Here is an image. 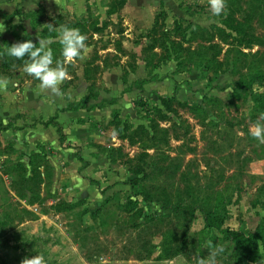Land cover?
<instances>
[{"label":"rangeland","instance_id":"obj_1","mask_svg":"<svg viewBox=\"0 0 264 264\" xmlns=\"http://www.w3.org/2000/svg\"><path fill=\"white\" fill-rule=\"evenodd\" d=\"M226 3L216 17L208 0H0V264H196L214 248L217 264H264V144L249 132L264 113V47L236 34L264 37V0ZM158 15L171 40L149 60ZM57 19L91 47L60 95L3 46L58 43L40 28ZM198 28L216 44V29L232 36L217 58L192 56ZM50 118L64 143L38 124Z\"/></svg>","mask_w":264,"mask_h":264},{"label":"clouds","instance_id":"obj_2","mask_svg":"<svg viewBox=\"0 0 264 264\" xmlns=\"http://www.w3.org/2000/svg\"><path fill=\"white\" fill-rule=\"evenodd\" d=\"M208 5L213 16L219 17L225 13L227 8L226 0H208ZM19 22V18H16ZM41 30L47 28L50 32L58 29L56 42L61 45L62 59H55L54 53L49 45L52 39H41L38 36V46L31 39L25 42H16L10 47L7 46L6 54L17 60H24L23 72L39 81V88L49 91L52 94L60 95V86L68 79V65H73L77 61L85 60L91 47L86 43L87 36L82 34L79 29L71 28L67 25L53 27L51 24L40 26ZM6 31L5 25L0 22V33ZM26 58V59H25ZM9 81L6 77L0 76V90L6 91ZM264 92V88L254 85V90ZM250 135L264 144V113L249 129ZM223 249L214 248L209 252L207 258L199 257L196 264H217L216 256ZM21 264H46L43 255H35L31 258L25 257Z\"/></svg>","mask_w":264,"mask_h":264},{"label":"trees","instance_id":"obj_3","mask_svg":"<svg viewBox=\"0 0 264 264\" xmlns=\"http://www.w3.org/2000/svg\"><path fill=\"white\" fill-rule=\"evenodd\" d=\"M39 11L42 12L41 9H39ZM15 14L18 15V13H15ZM55 21H56L55 26H54V21L53 22L51 21L48 24H51L53 27H59V26L64 25V23L62 22V19H59V20L57 19ZM162 22H163L162 17L160 15H158L154 20V23H153L151 30L148 32L147 38L149 39V44L146 48H144V50L149 52L150 54H154L153 56H150L147 58L149 60H153L155 58V55H157L156 53H153L154 50L164 48L166 46V44L163 43L166 40V38L168 40H171L167 34V31L164 32V30H163L164 26H163ZM81 28L82 27H80V26L78 27V29H81ZM43 30L49 31L47 28H45ZM198 31H199L200 38L202 40L203 39L205 40V41L203 40V42L205 44L198 42L197 47L195 48L192 56L195 54V56H197V57L198 56H202L204 58L206 57V58H208V60H212V59L217 58V56L220 52V47H219L220 44L221 43L225 44L228 42L230 37L232 38V36L230 34L226 33L225 31H223L221 29H216V32H218V35H219V36H217V37H219L218 38V44H216V43H214V39H213L214 33L212 34L211 30H200L198 28ZM53 32H55V31H51V33H53ZM200 32H202V35H200ZM194 34H195V32H193V35ZM236 34H237V36H239L240 45L245 49H251L254 46L264 47V37H260L256 34H253L249 31H246L243 29L237 30ZM208 36L209 37L212 36V38H210L212 40L209 41L208 39H206V37H208ZM50 38H55V37L53 35L52 37H49L48 39H50ZM169 43H170V45L175 44V42H173V41H170ZM8 44H9V42H6V41L3 43V46H5V49L7 48ZM181 44H182V41L176 42V45H178V46H180ZM175 48H177V47H175ZM51 49L53 50L54 58L60 59L61 58V45L59 43H53V44H51ZM179 50H180V48H179ZM181 50H182V48H181ZM178 53L180 55V51ZM4 55L6 56L7 54L4 52ZM192 56L189 55V58H191ZM7 67H8L7 63H3L1 65L2 70H3V68H7ZM71 110L74 111V109H71ZM38 124L41 127H43L44 129L48 128L49 126H53L54 128H56V132L59 135V143L60 144L64 143L65 135L62 133L61 127L57 123L55 118H50L49 120H47L45 122L42 121ZM135 180H138V182L135 181L136 184H138L140 182V179L138 177H136ZM132 188H134V187H132ZM143 198L147 199L148 197L145 196ZM148 200H150V199L148 198ZM205 221L207 222L206 225L208 227H214L217 229L219 228V232L223 236H226L228 234L234 235L229 229L222 227L223 226L222 220L219 219V220H217L218 222L212 223L213 221H216V213H209L208 212L207 215L205 216ZM256 231H258V228L256 229ZM237 246H240V245L237 244ZM182 248H184V247H182ZM182 248L179 249L178 251H174L170 256L173 257V256H177L179 254H182L184 252ZM165 257H168V254H165Z\"/></svg>","mask_w":264,"mask_h":264},{"label":"crops","instance_id":"obj_4","mask_svg":"<svg viewBox=\"0 0 264 264\" xmlns=\"http://www.w3.org/2000/svg\"><path fill=\"white\" fill-rule=\"evenodd\" d=\"M176 0H151V2L154 4V3H162V4H165L167 5L168 3H174ZM40 8V7H39ZM38 8V9H39ZM5 12H7L5 9H2V7H0V16L1 15H5Z\"/></svg>","mask_w":264,"mask_h":264}]
</instances>
